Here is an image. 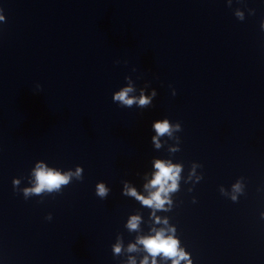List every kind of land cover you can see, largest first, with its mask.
<instances>
[{
	"label": "water",
	"instance_id": "1",
	"mask_svg": "<svg viewBox=\"0 0 264 264\" xmlns=\"http://www.w3.org/2000/svg\"><path fill=\"white\" fill-rule=\"evenodd\" d=\"M0 15V264H140L138 239L172 225L193 264H264V0H0ZM125 76L156 90L151 107L112 101ZM165 118L181 124L174 154L151 144ZM164 159L183 165L171 211L121 195L128 181L147 198ZM37 161L83 179L25 200L12 180L29 187ZM241 177L233 203L219 188Z\"/></svg>",
	"mask_w": 264,
	"mask_h": 264
},
{
	"label": "clouds",
	"instance_id": "2",
	"mask_svg": "<svg viewBox=\"0 0 264 264\" xmlns=\"http://www.w3.org/2000/svg\"><path fill=\"white\" fill-rule=\"evenodd\" d=\"M242 2V0H238ZM232 0H226V6L231 8ZM248 14L253 15L254 10L248 9ZM234 17L238 21L244 20V12L239 8L233 11ZM5 17L0 15V22H4ZM260 31L264 32V18L260 21ZM115 63H119L116 61ZM135 71V69H133ZM126 86L121 87L112 95V101L116 103L119 107L131 108L135 106L138 109H146L152 106L153 99L157 96L155 89H149V85L146 83L144 87L137 89L133 80L129 76L124 77ZM37 85V89H39ZM146 91L148 94L146 95ZM138 93V94H137ZM172 95L175 96V90L172 91ZM151 131L155 132L156 135L151 136V144L155 143L157 148L161 145L168 146V141H172V147L169 148L170 153H177L180 151V138L175 135L182 131L181 124L179 122L170 123L168 119L156 120L151 124ZM161 137H166V139L160 140ZM159 140V143L157 141ZM202 165L197 163H192L188 171L187 176L184 179V183L188 184L191 182L193 185L198 183L203 176L198 175L196 170L201 168ZM154 168L156 171L152 175L151 181L145 185V189H154V191H149L147 198L137 193L135 188L129 186L128 181H122L123 191L121 195L124 197H134L136 201L139 202L141 206H146L148 209L153 210H163L171 211L173 208V203L171 200H166L170 192L177 193L180 191L179 182L181 180V172L183 171V165L181 163L173 164L170 159L157 160L154 163ZM83 169L79 166L75 167V171L67 170L62 171L58 168L49 167L43 161H37L33 168L31 169L28 177L29 187L19 188L21 183L20 179L12 180L13 190H19L22 193L25 200L32 196H43L46 194H59L63 187L69 185L73 180L81 181ZM243 177L236 180L234 184L231 185V192L234 194H229L221 186L219 192L222 196H228L233 203L238 201V196L244 194V183ZM192 188H188V192H192ZM110 189L106 187L103 182L97 183L95 185V195L101 200L105 199L109 195ZM169 204L167 209H164L165 203ZM195 203V199L192 201ZM150 216H155V211L149 213ZM260 218L264 220V212L260 213ZM52 219L51 214L45 217V220L50 221ZM140 216L134 215L128 221L127 227L130 230L138 229L140 223ZM156 223H161L160 219H156ZM163 223L167 226L168 220L165 219ZM155 234L143 236L138 239V243L143 246V249L147 253L146 256L140 261V264H149V257H152L151 264H157L156 257L159 256L163 260H171V264H180L184 261L185 264H193L190 254L187 253L183 247L179 238L176 235L175 226H167L159 230L151 229ZM112 250L119 254L123 248L122 242L117 243L115 246H111ZM129 252L137 251L135 245L130 244L128 249ZM129 264H136V261L129 258Z\"/></svg>",
	"mask_w": 264,
	"mask_h": 264
}]
</instances>
